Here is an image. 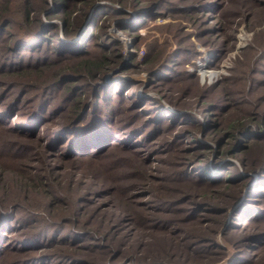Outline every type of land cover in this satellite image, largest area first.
<instances>
[{
	"label": "rangeland",
	"instance_id": "374dc122",
	"mask_svg": "<svg viewBox=\"0 0 264 264\" xmlns=\"http://www.w3.org/2000/svg\"><path fill=\"white\" fill-rule=\"evenodd\" d=\"M84 4L0 0V264H264V0Z\"/></svg>",
	"mask_w": 264,
	"mask_h": 264
},
{
	"label": "trees",
	"instance_id": "16d2710c",
	"mask_svg": "<svg viewBox=\"0 0 264 264\" xmlns=\"http://www.w3.org/2000/svg\"><path fill=\"white\" fill-rule=\"evenodd\" d=\"M93 0H84V5L85 7H88L90 2ZM102 65L96 64V63H90V62H81L78 63L77 65L73 66L72 68H69L68 70H63L60 71V73H57V77H64V78H79V75H82L83 78L85 79H93L95 78L96 74L99 72L101 69ZM80 99L74 103V108L71 110L69 116H67L65 122L61 125L59 131H67L70 129H77V125L81 123L83 120L84 114L89 110L90 108V102H88V105H83L81 104ZM238 123V122H237ZM240 124H233L231 126V129L236 132L240 130L239 127ZM79 153H76V156L79 157ZM86 156V155H83Z\"/></svg>",
	"mask_w": 264,
	"mask_h": 264
}]
</instances>
